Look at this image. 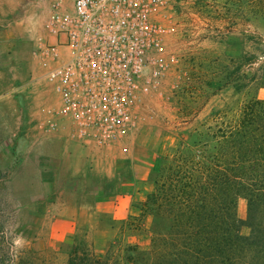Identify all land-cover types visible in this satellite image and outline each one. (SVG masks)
<instances>
[{"label":"rangeland","instance_id":"374dc122","mask_svg":"<svg viewBox=\"0 0 264 264\" xmlns=\"http://www.w3.org/2000/svg\"><path fill=\"white\" fill-rule=\"evenodd\" d=\"M52 1L0 0V264H147L152 217L118 220L82 213L93 202L75 197L84 194L79 183L70 185L73 192L68 194L69 184L26 159L28 135L34 132L30 116L45 112L48 105L43 61L36 49ZM168 14L176 27L168 44L178 60L163 76L159 91L146 100L129 149H115L120 162L130 159L134 166L131 177L106 183L108 195L150 189L166 159L184 139L191 144L195 128L212 124L213 113L227 114L220 121H232L251 97L264 100L263 88L235 89L244 51L264 55V44L244 38L239 0H176ZM256 26L264 36V27ZM227 70L234 80L229 85L223 79ZM9 100L15 103L13 113ZM112 202L108 199L107 212L113 210ZM68 203H78L79 212L74 214ZM246 214L247 203L239 198L238 216L244 220Z\"/></svg>","mask_w":264,"mask_h":264},{"label":"trees","instance_id":"16d2710c","mask_svg":"<svg viewBox=\"0 0 264 264\" xmlns=\"http://www.w3.org/2000/svg\"><path fill=\"white\" fill-rule=\"evenodd\" d=\"M239 13L244 38L264 44L256 26L264 27V0H239ZM223 79L234 82L229 70ZM235 81L238 93L264 89L263 53L244 51ZM219 115L166 159L140 206L153 218L147 264H264V100L245 101L235 120ZM239 198L247 203L244 220Z\"/></svg>","mask_w":264,"mask_h":264},{"label":"built area","instance_id":"2783aa9c","mask_svg":"<svg viewBox=\"0 0 264 264\" xmlns=\"http://www.w3.org/2000/svg\"><path fill=\"white\" fill-rule=\"evenodd\" d=\"M176 0H53L38 38L48 90L41 129L126 152L146 100L178 60Z\"/></svg>","mask_w":264,"mask_h":264},{"label":"crops","instance_id":"0c3cea01","mask_svg":"<svg viewBox=\"0 0 264 264\" xmlns=\"http://www.w3.org/2000/svg\"><path fill=\"white\" fill-rule=\"evenodd\" d=\"M47 92L48 105L45 108V112H33L29 119L34 132L32 135L30 134L31 136L28 135V139L30 140H27L26 159L28 164L37 166L43 169L44 172L47 170L49 173L57 176L62 183L69 184V187H65V192L68 194L73 192V188L70 185L79 183L84 194H75V197L81 196L83 199L86 198L88 202L92 201L94 205L90 204L89 211L82 210V213L87 212L90 216L99 214L100 217L109 214L118 220L125 219L128 216H143V212L138 204L140 203L141 206L146 196L154 192L155 181H151L152 187L150 189L145 188V191L135 188V190L130 191L128 194L124 193L119 196L115 194L108 195L105 187L111 178H129L132 176L130 175L131 169L134 166L132 161L125 159L120 162L115 156L117 146L97 148L93 146L92 142H79L71 139L68 135V129L58 133H45L41 129V124L48 117L46 110L50 107H56L57 104L55 102L56 98L52 95L51 91L48 90ZM2 103L3 100L0 101V105ZM7 103L9 109L12 111L11 113H13L16 109L15 103L13 100H9ZM148 175L150 176L151 172ZM142 181L140 179L137 180L138 183ZM108 199L114 202L113 210L110 212L105 210ZM66 206L70 207L74 214L79 212L78 207L80 206L78 203H68ZM146 216L147 219L151 217L149 215ZM140 244V242H137V245Z\"/></svg>","mask_w":264,"mask_h":264}]
</instances>
